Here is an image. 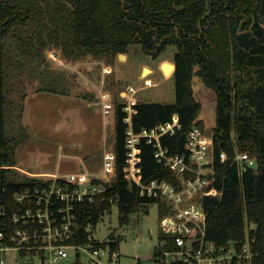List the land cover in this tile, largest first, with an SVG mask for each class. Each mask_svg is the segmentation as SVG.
I'll return each instance as SVG.
<instances>
[{
  "label": "trees",
  "instance_id": "1",
  "mask_svg": "<svg viewBox=\"0 0 264 264\" xmlns=\"http://www.w3.org/2000/svg\"><path fill=\"white\" fill-rule=\"evenodd\" d=\"M47 39H56L64 56L72 58L128 53L135 44L156 58L167 46L176 47L175 101L132 103V127L139 131L178 120L180 130L162 137L161 144L172 153H182L191 127L204 129L201 105L192 91L194 74L216 93L212 131L216 155L222 150L229 156L248 152L257 168L241 171L228 160L215 161V186L221 194L204 199L206 235L217 244L249 236L251 264H264V0H0V201L9 212L16 207L15 191L35 179L9 168L17 163V155L5 113L7 48L15 43L21 49L20 43L27 41L21 51L37 59ZM124 107L117 103L113 110L116 158L109 184V193L118 196L120 226L128 223L131 213L154 202L140 197L138 187L128 183ZM134 166L144 183L172 177L144 142L137 146ZM112 210L101 200L85 203L79 215V239L88 241L87 227L94 230ZM107 238L113 247L121 241L114 233Z\"/></svg>",
  "mask_w": 264,
  "mask_h": 264
},
{
  "label": "rangeland",
  "instance_id": "2",
  "mask_svg": "<svg viewBox=\"0 0 264 264\" xmlns=\"http://www.w3.org/2000/svg\"><path fill=\"white\" fill-rule=\"evenodd\" d=\"M25 42L20 43L21 49L27 47ZM45 44L37 59L22 52L17 44H8L5 113L7 134L14 138L17 155V163L9 168L22 176L42 174L41 169L59 168L65 173L82 170L89 176L77 179L78 183L103 176L104 152L114 145V106L123 103L128 112L131 102L173 103L177 49L169 45L152 58L135 44L128 53L72 58L64 56L56 39H47ZM46 87L54 92L42 90ZM129 87L135 90L132 96ZM192 91L201 105L206 133L212 134L216 93L195 74ZM76 156L84 158L85 167ZM160 212L159 204L152 202L131 213L128 223L120 226L113 210L102 216L94 230H88L99 242L107 240L110 233L120 236L121 264H153L143 257L159 242ZM6 264L25 263H14L8 257Z\"/></svg>",
  "mask_w": 264,
  "mask_h": 264
},
{
  "label": "built area",
  "instance_id": "3",
  "mask_svg": "<svg viewBox=\"0 0 264 264\" xmlns=\"http://www.w3.org/2000/svg\"><path fill=\"white\" fill-rule=\"evenodd\" d=\"M128 91L131 95L135 90L129 87ZM123 111L128 113L124 119L128 183L138 187L140 197L161 207V238L158 236L159 242L150 252L149 260L153 264H251L249 236L243 240L229 238L222 244L207 238L204 199L221 194L215 186L216 160L221 163L228 160L245 171L256 169L255 159L241 151L229 156L222 150L216 155L212 134L196 125L186 136L184 151L172 153L161 144V138L180 130L178 120L135 131L130 111L124 108ZM141 142L153 148L156 162L171 171V179L152 178L144 183L136 177L134 161ZM115 158L114 150L105 151L103 176L80 183L77 179L89 175L28 173L35 180L15 191V209L9 212L0 201V255L6 258L0 256V264L8 263V257L14 263L25 264H64L65 260L67 264H121L119 243L113 247L108 239L99 242L90 235L86 242L79 239V215L85 203L104 201L117 214L118 196L109 193Z\"/></svg>",
  "mask_w": 264,
  "mask_h": 264
},
{
  "label": "crops",
  "instance_id": "4",
  "mask_svg": "<svg viewBox=\"0 0 264 264\" xmlns=\"http://www.w3.org/2000/svg\"><path fill=\"white\" fill-rule=\"evenodd\" d=\"M80 58H82V57H80ZM94 58V57H93ZM132 103H135V102H131L130 104H129V107H131V104ZM199 119L200 120H202V115H200L199 116ZM203 121V120H202ZM205 129V128H204ZM113 150V149H112ZM77 157V159L79 160V164H80V166H84L85 167V164H84V158L83 157H81V156H76ZM37 162V161H36ZM38 166H40L41 165V162H38V163H36ZM35 164V165H36ZM83 167V168H84ZM82 168V169H83ZM86 169V168H85ZM42 171L40 172V173H42V174H44L45 172H48L49 174H58V173H62V174H80V173H85V172H82V170H80L79 172H74V173H65V172H60V169L59 168H57V169H55V171H48V170H46V169H41ZM37 173V172H36ZM62 174H60V175H62ZM145 256H147L146 254H144ZM150 259V255H148V259L147 260H149Z\"/></svg>",
  "mask_w": 264,
  "mask_h": 264
},
{
  "label": "water",
  "instance_id": "5",
  "mask_svg": "<svg viewBox=\"0 0 264 264\" xmlns=\"http://www.w3.org/2000/svg\"><path fill=\"white\" fill-rule=\"evenodd\" d=\"M253 168H257V164L253 165ZM146 255H147V256H144V257H143V259H145V260L148 259V255H150V252L147 251V252H146ZM150 257H151V255H150ZM73 264H75V263H73Z\"/></svg>",
  "mask_w": 264,
  "mask_h": 264
}]
</instances>
